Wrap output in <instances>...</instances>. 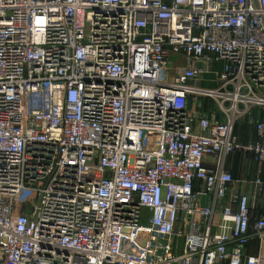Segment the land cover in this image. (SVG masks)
Instances as JSON below:
<instances>
[{
  "label": "built area",
  "instance_id": "2783aa9c",
  "mask_svg": "<svg viewBox=\"0 0 264 264\" xmlns=\"http://www.w3.org/2000/svg\"><path fill=\"white\" fill-rule=\"evenodd\" d=\"M0 264H264V0H0Z\"/></svg>",
  "mask_w": 264,
  "mask_h": 264
},
{
  "label": "rangeland",
  "instance_id": "374dc122",
  "mask_svg": "<svg viewBox=\"0 0 264 264\" xmlns=\"http://www.w3.org/2000/svg\"><path fill=\"white\" fill-rule=\"evenodd\" d=\"M237 159H238V161H239V164L236 163V164L238 165V167H237V169H236V176L239 177L238 174L241 172V169H240L241 166H240V165H241V162H242L243 159L240 158V157H237ZM246 166H247V165H246Z\"/></svg>",
  "mask_w": 264,
  "mask_h": 264
},
{
  "label": "crops",
  "instance_id": "0c3cea01",
  "mask_svg": "<svg viewBox=\"0 0 264 264\" xmlns=\"http://www.w3.org/2000/svg\"><path fill=\"white\" fill-rule=\"evenodd\" d=\"M237 167H238V165L236 163H232V168H234L235 172H236Z\"/></svg>",
  "mask_w": 264,
  "mask_h": 264
}]
</instances>
